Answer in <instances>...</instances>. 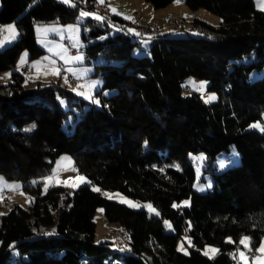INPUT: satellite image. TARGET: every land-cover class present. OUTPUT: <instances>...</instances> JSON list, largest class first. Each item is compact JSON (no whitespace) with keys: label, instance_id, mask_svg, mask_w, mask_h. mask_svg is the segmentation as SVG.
<instances>
[{"label":"trees","instance_id":"1","mask_svg":"<svg viewBox=\"0 0 264 264\" xmlns=\"http://www.w3.org/2000/svg\"><path fill=\"white\" fill-rule=\"evenodd\" d=\"M91 1L1 0L0 22L16 21L21 36L0 51V72L13 76L0 84V174L24 181L31 202L0 217V264H240L241 239L255 250L264 238V132L249 128L264 114V10L255 0H185L220 16L219 24L195 18L190 30L203 36L160 31L146 49L130 21L114 15L82 36L86 63L111 91L98 92L100 106L61 82L27 87L15 69L24 50L31 60L45 53L35 26L78 21L81 8L96 9ZM148 1L159 9L175 0ZM188 76L209 80L218 101L186 93ZM233 146L241 163L218 169V156ZM200 152L213 180L205 193L194 189ZM64 153L90 183L44 189ZM93 185L152 201L162 213L108 199ZM101 206L129 235L124 250L95 241ZM184 236L188 253L177 248ZM208 244L218 248L213 257L203 252Z\"/></svg>","mask_w":264,"mask_h":264},{"label":"rangeland","instance_id":"2","mask_svg":"<svg viewBox=\"0 0 264 264\" xmlns=\"http://www.w3.org/2000/svg\"><path fill=\"white\" fill-rule=\"evenodd\" d=\"M60 1L66 3L65 0ZM111 1L116 4V7H123V9L127 10L128 13L131 11L132 16L130 23L127 24V26L130 30L134 31V33L137 32V28L134 26L136 21L133 19L134 12L136 11L134 5L135 3H139V0H98V3L107 4V6L111 8V5L109 4ZM255 1L257 5V0ZM180 2L183 3L175 2L173 4L176 5L169 4V7L165 6L159 8V13L156 19L157 24L159 25V23H162L161 26L166 25L169 29L167 34L170 37H184L189 34L196 37L203 36V34L199 31L190 30V23L185 24L186 21L184 22L183 20L182 21L184 22V25H182V27L171 26L169 23V19L171 17L178 19L184 18L187 21H191L196 16H191V11L188 9L190 7L184 0H181ZM67 4L74 5L75 0H71V2H68ZM150 4L153 6L152 3ZM152 8L153 13L157 11L155 10L154 6ZM258 8L261 9V7ZM139 9L144 10L141 6ZM82 12L91 13V15L82 16ZM179 12L182 13L183 16L180 15ZM199 12L200 13L197 12V16H199V18L213 24H219L220 16L217 14L203 7L199 8ZM201 12H204V14ZM77 19L78 21L65 24L51 23L37 24L35 26L38 44L45 50V53L42 57L32 60L31 63L29 62L32 66H30V68L24 73L26 77L25 85L27 87H34L38 82H61L63 84H67L68 87L81 98L88 100L89 104L100 106L101 95L98 94V92L103 91V95L108 96L111 94V91L106 89L103 90V80L100 77L94 76L96 72L95 66L86 63L88 56L83 50L85 42L82 36L84 31L89 32L91 30L94 22L106 24L110 21V18L108 19L98 9L81 8L77 15ZM150 23L159 28L158 25L153 21ZM112 26L114 31H116L117 27L114 25ZM20 36L21 32L16 21L0 22V51L15 43L20 38ZM133 38L135 39L136 37L134 36ZM142 41H144L142 44L145 49L151 45L149 40ZM72 49H75L76 52H72ZM29 56V52L24 50L21 53L18 62L24 66V62L29 61ZM94 59L99 62L102 61L103 58L98 56ZM70 76H72L73 80L70 79ZM12 80L13 76L11 71L0 72V84H7ZM201 82L204 83L202 84ZM183 86L186 93H190L191 91H196L199 93L202 100L206 103H213L219 99L218 92L210 89V81L207 79L196 76H188L183 81ZM62 104L64 107H67V101L65 99H62ZM69 123L72 124V128H68ZM64 128L66 130H73V117H70L67 122H65ZM249 128L264 132V130H261L264 128V114L262 119L252 122ZM205 158L206 155L203 152L193 156L196 169L194 189L201 193H205L213 187V180L211 176L209 174H204ZM239 163H241V156L235 146H233L229 151L222 152L216 160L217 167L220 170L233 167ZM81 176L86 178V182H81L78 179V177ZM0 178H2L0 179V217L9 212L15 204H19L25 208L29 207L31 197L24 188V181L18 179H9L2 174H0ZM37 180H40V178H34L31 180V182H36ZM44 180L45 189L52 184L64 185L74 189L81 185L90 183L89 177L78 170L74 157L69 153H64L58 157L54 164L52 174L46 176ZM73 185L76 186L73 187ZM93 188L95 190L98 189V191H100L106 198L125 204L133 209H145L150 215L155 216H160L162 213L161 208L152 201L138 200L126 195L120 190H110L103 188L100 185H93ZM4 196L7 197L8 201L3 202ZM124 200L128 202H122ZM189 204L190 199H185L182 202V205L185 206ZM94 219L96 222L95 241L97 243L108 241L111 243L110 245L112 247L122 250L129 246V235L122 227H120L118 223L108 221L103 206L97 209ZM165 222L167 231L173 232L174 228L171 221L166 219ZM121 230L124 232L123 235L120 233ZM190 244L191 242L189 238L184 236L178 241L177 248L183 253H188ZM243 245L244 247L238 250L240 264H264V252L258 251V249H261V246L264 245V239L259 245L260 247H257V255L254 258L248 254V250L253 248L252 244L249 241H245ZM211 249H216L217 251L212 252ZM206 251L208 256L213 257L217 254L218 248L215 245L208 244L203 248V252L205 253Z\"/></svg>","mask_w":264,"mask_h":264},{"label":"crops","instance_id":"3","mask_svg":"<svg viewBox=\"0 0 264 264\" xmlns=\"http://www.w3.org/2000/svg\"><path fill=\"white\" fill-rule=\"evenodd\" d=\"M181 1V0H180ZM185 1V0H184ZM97 2H98V0H97ZM176 2V0L174 1V2H172L170 5H176V4H173V3H175ZM256 2V1H255ZM177 3V2H176ZM179 3H183V2H179ZM110 5H111V8H109L110 9V11L114 14V15H116V16H119V17H122V18H124V19H126V20H129L130 21V19H131V16H132V13H131V11L128 13V11L127 10H125V9H123V7H116V4H114L113 3V1H111L110 3H109ZM105 5H107V4H105ZM169 5V6H170ZM177 5H179V4H177ZM140 6L141 7H143V9L145 10H142V9H139L140 8ZM169 6H167V7H169ZM153 6H151V4H150V2L148 1V0H142V2H141V0H139V3H135V5H134V8H135V12H139L140 13V21L141 22H144V23H149V24H151L150 22L151 21H153L154 23H156L157 24V21H156V19H157V15H158V11H159V9H155V10H157L156 12H152V8ZM166 7V8H167ZM188 7V6H187ZM258 7V6H257ZM113 9H115V11H113ZM188 9H190V11H191V16H195L194 17V19L195 18H199V16H197L198 15V13H200L199 12V9H191V8H188ZM141 10V11H140ZM135 12H134V19L133 20H135ZM198 12V13H197ZM201 13H203L204 14V12H201ZM179 14L180 15H182V13H180L179 12ZM179 15V16H180ZM183 16V15H182ZM130 17V18H129ZM181 18V17H180ZM193 19V20H194ZM201 19V18H200ZM181 20H183L184 22H185V24L186 23H190V27L192 26V22H193V20H191V21H187L186 19H184V18H181ZM132 22V21H131ZM161 24L162 23H159V25H158V27L160 28L159 30L160 31H162V32H167V31H169V29L167 28V26L165 25V26H161ZM163 28V29H162ZM72 52H76V50L75 49H72ZM31 59L29 58V61H26V62H24V64L26 65V64H28V65H30V66H32L30 63H31ZM30 62V63H29ZM21 67H23V65L22 64H20L19 62H18V66H17V68L15 69L16 71H19V69L18 68H21ZM5 72H8V71H5ZM12 72V71H11ZM72 77V76H71ZM44 189H45V186H44ZM245 237H248V236H245ZM249 238V237H248ZM264 239V238H263ZM247 241H249L250 243H251V239L249 238ZM263 241V240H262ZM257 247H260V246H257ZM256 247V249H255V251H256V254H255V256L257 255V248ZM262 255V254H261ZM254 256V257H255ZM258 262H259V260H258Z\"/></svg>","mask_w":264,"mask_h":264},{"label":"built area","instance_id":"4","mask_svg":"<svg viewBox=\"0 0 264 264\" xmlns=\"http://www.w3.org/2000/svg\"><path fill=\"white\" fill-rule=\"evenodd\" d=\"M91 3L98 9L102 14H104L107 18H113L114 14L110 11L107 5L99 4L97 1H91ZM135 21L134 26L137 28V33L140 36L141 40L149 39L152 43H156L158 38L157 34L160 32L159 28L152 24H147L140 21V13L135 12ZM169 23L173 27H182L184 22L181 19L171 17L169 19ZM30 68V65L26 64L21 68H18L20 72L25 73ZM71 77V76H70ZM71 80L72 77L70 78ZM8 201L7 197L4 196L3 202ZM120 233L123 235L124 232L121 230ZM248 254L252 257L255 255V250L250 248L248 250Z\"/></svg>","mask_w":264,"mask_h":264},{"label":"snow or ice","instance_id":"5","mask_svg":"<svg viewBox=\"0 0 264 264\" xmlns=\"http://www.w3.org/2000/svg\"><path fill=\"white\" fill-rule=\"evenodd\" d=\"M65 2L66 3H68V2H71V0H65ZM176 2L177 3H179L180 2V0H176ZM257 5H258V7H261V10H264V0H257ZM113 11H115V9H113ZM81 15L82 16H84V15H91V13H86V12H82L81 13ZM97 18H102V17H97ZM130 18V17H129ZM202 84L204 83V82H201ZM81 94H83V93H81ZM214 98V97H213ZM257 126H259V125H257ZM261 130H264V128H262ZM0 179H2V178H0ZM78 179L81 181V182H86V178L85 177H78ZM76 185H73V187H75ZM10 187H14V186H10ZM98 190V189H97ZM107 195V194H106ZM117 195H119V194H117ZM111 198V197H110ZM122 202H128V201H126V200H124V201H122ZM130 203V202H129ZM185 203H187V202H185ZM230 239V238H229ZM249 238L248 237H243L242 239H241V243H245V241H247ZM245 246H247V245H245ZM211 251L212 252H215V251H217L216 249H211ZM258 251H261V252H264V245H262L261 246V249H258ZM205 254H208L207 253V251L205 252ZM241 255H243V254H241Z\"/></svg>","mask_w":264,"mask_h":264}]
</instances>
